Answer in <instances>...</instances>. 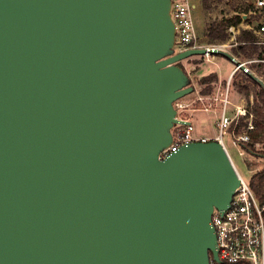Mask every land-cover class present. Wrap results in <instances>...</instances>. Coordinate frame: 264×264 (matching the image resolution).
I'll return each mask as SVG.
<instances>
[{
    "label": "water",
    "instance_id": "water-1",
    "mask_svg": "<svg viewBox=\"0 0 264 264\" xmlns=\"http://www.w3.org/2000/svg\"><path fill=\"white\" fill-rule=\"evenodd\" d=\"M172 0H0V264H210L240 178L223 145L161 160L195 91ZM237 69H245L242 63ZM250 76L264 88V82Z\"/></svg>",
    "mask_w": 264,
    "mask_h": 264
},
{
    "label": "built area",
    "instance_id": "built-area-1",
    "mask_svg": "<svg viewBox=\"0 0 264 264\" xmlns=\"http://www.w3.org/2000/svg\"><path fill=\"white\" fill-rule=\"evenodd\" d=\"M254 5L255 10L260 15L257 31L264 34V0H256ZM193 7L192 0H172L171 17L176 27L174 47L176 53L203 47L208 49L217 47L200 44V38L193 18ZM232 29H235V27H232ZM210 55L214 54L193 56L181 63L194 61L197 57L208 59ZM259 61L264 62V60ZM185 68L186 70L188 68L193 71L196 70L194 64ZM188 75L190 78L192 77V73L189 71ZM193 86L198 95L193 102H186L185 97L174 102L177 119L180 122L173 127L172 142L160 152L159 158L163 160L177 152L181 147L195 142L217 141L223 145L240 178V185L236 188L228 209L218 210L215 208L213 211L212 224L216 233L218 259H215L211 254L210 264H264V206L260 204L251 186V181L245 179L238 169L228 147L230 143L231 147L236 150L238 158L245 163L246 152L248 151L244 145L251 140L247 132L237 133V129L241 116H246L247 114L246 110L242 107H237V113L233 117L227 113L228 104L231 103L229 100L230 86H228L225 92L222 93L224 95V98L221 99L224 103L222 111L218 114L214 110V113L218 116L215 125L216 133L213 136H203L197 132L191 120V114L188 116L186 113L188 110L193 112L199 110L211 112L213 109L210 105H204V107L198 109L195 107L194 109H189L191 105L202 102L205 98L202 95L205 86L195 84ZM217 100L219 99L215 98V101ZM251 118H254L252 114ZM247 128V131L254 129L252 122ZM258 171L260 169L249 170V173L254 174Z\"/></svg>",
    "mask_w": 264,
    "mask_h": 264
},
{
    "label": "rangeland",
    "instance_id": "rangeland-1",
    "mask_svg": "<svg viewBox=\"0 0 264 264\" xmlns=\"http://www.w3.org/2000/svg\"><path fill=\"white\" fill-rule=\"evenodd\" d=\"M255 2L256 0H192V5L194 6L193 18L198 36L200 38V44L204 46H217L220 48L225 45L223 50L235 58V61H233L226 55H210L208 59L198 57L197 59L195 58L194 61L181 63V66L187 73L189 71L199 79L210 75L217 76V80L211 82L210 84H204L205 87L210 86L211 88L207 94H202L205 97L204 101L194 103L189 107V109H194V107L198 109L204 107V105H210L213 111L204 112L199 110L193 112L188 110L186 113L188 116L191 114L192 122L196 127H205L204 134L206 136H213L216 133L215 125L218 116L214 113V110L218 114L222 111L224 106V103L221 100L224 98L222 93L225 92L228 86H230L229 100L231 103L228 104L227 113L233 117L237 113V107H242L247 113L246 116H241L239 120V133H245L248 130L247 127L249 124L251 122L253 124L254 118H251L249 110L251 111V108L254 106L257 98V91L263 87L254 79L255 85L246 81L242 72L247 73L249 76V73H253L264 82V75L257 69L259 67L258 65L261 64V61H259L260 59H258V54L264 55V34L254 33L260 48L252 58L246 57L240 52H236L235 48L241 43L239 41V37L242 31L250 30L247 26L255 28L256 30L258 29L257 25L260 20V15L258 11L255 10ZM238 14L247 15V21L244 22L243 26L239 27L241 30L240 32L236 30V27L235 29H232L231 27L227 30L226 37L224 39L208 36V31L212 26H216L222 21L231 19ZM238 63H242L245 69L249 70V73L244 69L236 70ZM193 64L196 67V70L193 71L190 68L186 70L185 67H191ZM245 85L249 86V89L252 92L250 99L247 98L246 94L241 90V87ZM197 97L198 95L194 91L192 94L185 97V101L191 103ZM215 98H218L219 100L215 101ZM259 104L261 103L259 102ZM228 147L234 157V161L236 162L238 169L245 179L252 181L255 173L251 174L249 173V170L260 169L261 171L264 168V156H255L246 152V160L244 163L242 159L238 158L236 150L231 147L230 143L228 144ZM256 149L258 151H263L264 153L263 144L256 145Z\"/></svg>",
    "mask_w": 264,
    "mask_h": 264
},
{
    "label": "trees",
    "instance_id": "trees-1",
    "mask_svg": "<svg viewBox=\"0 0 264 264\" xmlns=\"http://www.w3.org/2000/svg\"><path fill=\"white\" fill-rule=\"evenodd\" d=\"M242 15L238 14L237 16H234L231 19H227L222 21L221 23L217 24L216 26H212L208 31V36L210 37H219L221 39H224L226 37L227 30L231 27L239 26L242 23ZM239 41L241 42L236 48V52H240L244 54L246 57L252 58L259 50L258 41L256 39V36L252 31L244 30L242 31ZM258 59L264 60V55L258 54ZM258 66V71L261 72L264 75V62H260ZM244 78H246V81L249 83L255 85V82L252 77H250L247 73L242 72ZM217 80V76L210 75L208 77L202 78L200 80L201 84H210L211 82ZM211 90L210 86H207L202 91V94H207ZM241 90L246 94L247 98L250 99L251 91L249 89V86L245 85L241 87ZM257 98L255 100L254 106L251 108V111L249 110V114L254 116L253 125L254 129L246 131L248 135L250 136V142L245 144L244 147L246 150L255 155V156H264L263 151H258L256 149L257 144H263L264 145V89L260 88L259 91H257ZM261 104H259V102ZM237 133H239L237 129ZM251 186L259 199V202L262 206H264V168L261 171H258L254 174Z\"/></svg>",
    "mask_w": 264,
    "mask_h": 264
},
{
    "label": "crops",
    "instance_id": "crops-1",
    "mask_svg": "<svg viewBox=\"0 0 264 264\" xmlns=\"http://www.w3.org/2000/svg\"><path fill=\"white\" fill-rule=\"evenodd\" d=\"M240 15H241V14H240ZM246 18H247V15L243 14V15H242V19H243L242 23H241L239 26L236 27V30H238V32L241 31V30L239 29V27L243 26L244 22L247 21ZM233 27H235V26H233ZM247 28L250 29V30H248V31H252L253 33L261 34V33H259L255 28H252V27H250V26H247ZM254 35H255V34H254ZM213 56H215V55H213ZM197 58H198V57H197ZM206 59H207V58H206ZM236 70H238V69L236 68ZM236 70H235V71H236ZM191 79H192L193 84H195V85H204V84H201V83H200V80H201V79L197 78V77L194 76L193 74H192ZM191 120H192V118H191ZM194 126H195V125H194ZM195 128L198 130V133H199V134H201V135H203V136H206V135L204 134V133H205V132H204V128H205V127L200 126V127L198 128V127L195 126Z\"/></svg>",
    "mask_w": 264,
    "mask_h": 264
},
{
    "label": "bare ground",
    "instance_id": "bare-ground-1",
    "mask_svg": "<svg viewBox=\"0 0 264 264\" xmlns=\"http://www.w3.org/2000/svg\"><path fill=\"white\" fill-rule=\"evenodd\" d=\"M223 48H225V45L221 47L222 50H223Z\"/></svg>",
    "mask_w": 264,
    "mask_h": 264
}]
</instances>
